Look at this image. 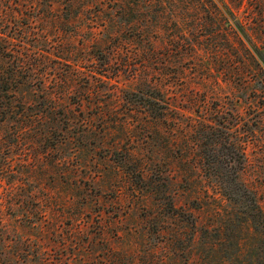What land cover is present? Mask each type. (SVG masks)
<instances>
[{"label": "rangeland", "instance_id": "1", "mask_svg": "<svg viewBox=\"0 0 264 264\" xmlns=\"http://www.w3.org/2000/svg\"><path fill=\"white\" fill-rule=\"evenodd\" d=\"M0 6V264H223L241 208L196 135L253 128L238 172L264 208V89L244 80L259 76L246 44L264 50V0ZM199 206L208 224L231 215L226 241L192 225Z\"/></svg>", "mask_w": 264, "mask_h": 264}, {"label": "trees", "instance_id": "2", "mask_svg": "<svg viewBox=\"0 0 264 264\" xmlns=\"http://www.w3.org/2000/svg\"><path fill=\"white\" fill-rule=\"evenodd\" d=\"M3 13V9L0 6L1 19ZM249 41L251 42V40ZM246 46L252 52L250 55L256 66L254 70L259 76H255V80H247L246 77L244 80L247 84L262 82L261 87L264 89V50H259L255 45L252 46L253 50L250 48L251 45L248 46L246 44ZM1 81L0 77V84ZM48 98L50 99V97ZM146 101L153 108L155 102H152V100ZM255 101L258 102V100ZM256 106L258 107V105ZM262 106L264 108V102ZM263 122L264 114L256 116L254 119L255 125ZM204 126L201 129L200 136L196 135L197 141H199L203 166L207 167V174L213 177L217 191L230 203L240 207V212L242 213L241 217L236 216V220L239 221L237 224L239 225V232L236 235L235 242L232 244L233 248H231L230 254L225 256L223 264H264V208L260 202V192H257L256 188L249 186L248 183L242 180L238 172L242 169L243 162L246 159L244 145L246 146L247 141L252 139L251 135L254 130L249 126L246 130V139L240 141L232 134V126L229 122L210 121L206 122ZM182 169L186 170V166ZM135 173L140 178L145 177L151 181H156V177H159L158 173L153 171L145 172L142 168H138ZM150 185L152 189H155V182ZM184 203L182 202L177 207L173 203L172 208H180L190 212L186 210ZM205 212L206 209L203 206H199L196 212H191L193 214L192 225L201 230H206L207 228L215 229L218 232V237L215 239L219 242L226 241L227 236H223L225 235L223 233L224 223L225 220L227 222L233 220L231 215L224 217L220 210L217 209L214 214H208L212 219V223L208 224L209 222L205 221Z\"/></svg>", "mask_w": 264, "mask_h": 264}]
</instances>
